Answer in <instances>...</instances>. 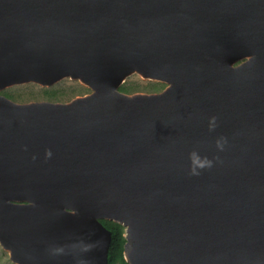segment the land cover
I'll return each instance as SVG.
<instances>
[{"label":"water","instance_id":"water-1","mask_svg":"<svg viewBox=\"0 0 264 264\" xmlns=\"http://www.w3.org/2000/svg\"><path fill=\"white\" fill-rule=\"evenodd\" d=\"M63 79L90 93L0 94L13 263L107 264L104 219L127 264H264V0H0V90Z\"/></svg>","mask_w":264,"mask_h":264},{"label":"rangeland","instance_id":"rangeland-1","mask_svg":"<svg viewBox=\"0 0 264 264\" xmlns=\"http://www.w3.org/2000/svg\"><path fill=\"white\" fill-rule=\"evenodd\" d=\"M125 86L131 87V93H152L160 89L161 82L151 81L141 77L138 74L129 76L123 83ZM88 89V91H87ZM45 90L56 91L58 99L53 100L45 96ZM7 92L13 96L12 101L16 103H26L30 101H53L67 102L75 97L87 95L90 89L78 81L63 79L49 87L40 86L35 83H26L10 86L0 90V94ZM0 264H15L9 258L8 251L4 250L0 245Z\"/></svg>","mask_w":264,"mask_h":264},{"label":"trees","instance_id":"trees-1","mask_svg":"<svg viewBox=\"0 0 264 264\" xmlns=\"http://www.w3.org/2000/svg\"><path fill=\"white\" fill-rule=\"evenodd\" d=\"M119 90L125 93H131L133 89L122 84ZM2 95L10 99L13 98V96L7 92H3ZM45 96L53 100L58 99L57 92L52 90H45ZM100 221L111 234L107 250V264H127L123 257V248L125 243L124 228L120 224L113 221L104 219Z\"/></svg>","mask_w":264,"mask_h":264},{"label":"clouds","instance_id":"clouds-1","mask_svg":"<svg viewBox=\"0 0 264 264\" xmlns=\"http://www.w3.org/2000/svg\"><path fill=\"white\" fill-rule=\"evenodd\" d=\"M215 127H216V118L211 117L210 122H209V130L212 131L215 129ZM222 141H223V137L216 140V147L218 149L223 148ZM47 155H49V156L51 155L50 151L47 153ZM189 159H190L189 169H190V173L193 175H198L200 169H204V168L210 167L212 165L211 159H209L207 156H201L196 151H192L189 154Z\"/></svg>","mask_w":264,"mask_h":264},{"label":"flooded vegetation","instance_id":"flooded-vegetation-1","mask_svg":"<svg viewBox=\"0 0 264 264\" xmlns=\"http://www.w3.org/2000/svg\"><path fill=\"white\" fill-rule=\"evenodd\" d=\"M240 63H241V61L236 62V63H234V66H236V65H238V64H240ZM157 82H158V81H157ZM166 86H167L166 83L161 82L160 89H159L158 91H155V92H152V93H158V92H161Z\"/></svg>","mask_w":264,"mask_h":264}]
</instances>
